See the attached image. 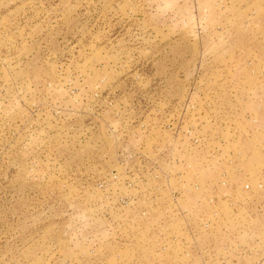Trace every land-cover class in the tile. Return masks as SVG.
<instances>
[{
  "label": "rangeland",
  "instance_id": "374dc122",
  "mask_svg": "<svg viewBox=\"0 0 264 264\" xmlns=\"http://www.w3.org/2000/svg\"><path fill=\"white\" fill-rule=\"evenodd\" d=\"M0 264H264V0H0Z\"/></svg>",
  "mask_w": 264,
  "mask_h": 264
},
{
  "label": "built area",
  "instance_id": "2783aa9c",
  "mask_svg": "<svg viewBox=\"0 0 264 264\" xmlns=\"http://www.w3.org/2000/svg\"><path fill=\"white\" fill-rule=\"evenodd\" d=\"M155 177L157 178L158 177V174H155ZM112 178L115 180V179H117L118 178V176H117V174H112ZM132 181L131 180H129L128 181V183L126 184L127 185V187H131L132 186ZM106 187V186H105ZM198 187L196 186L194 189L196 190ZM244 189L245 190H249V185L248 184H246L245 186H244ZM159 197H161V191H160V188H156V189H154L153 190V193L151 194V196H150V199H151V201H152V205L153 204H157L158 202V199H159ZM172 197H173V200H174V202H176L177 200H176V196L174 195V194H172ZM176 200V201H175ZM133 201H134V199L129 203V200H128V198L127 197H125L124 195H120L119 197H118V199H117V205L119 206V207H122V208H125L126 206H129L130 204H132L133 203ZM185 213V210H181V214H184Z\"/></svg>",
  "mask_w": 264,
  "mask_h": 264
}]
</instances>
